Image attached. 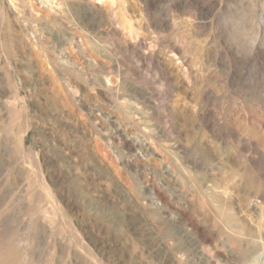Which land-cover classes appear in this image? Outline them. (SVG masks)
Wrapping results in <instances>:
<instances>
[{
	"label": "rangeland",
	"instance_id": "374dc122",
	"mask_svg": "<svg viewBox=\"0 0 264 264\" xmlns=\"http://www.w3.org/2000/svg\"><path fill=\"white\" fill-rule=\"evenodd\" d=\"M8 1H10V0H8ZM114 1L111 2L109 0H106V1H103L101 3L98 1H94L96 5H99V7L100 6L102 7L101 8L102 17H99V15H95V17H90L88 15H85L84 10L82 8H80V5L83 4L85 2V0H74V1L73 0H68V1L66 0L65 2H64V0H48V1L47 0H11L10 2H12V5L15 7V9L17 11V14H14V15L10 14L7 10L8 5H9V4L7 5L8 2H6V4H4V6H7V7L0 5V11L2 10V12L4 14L2 17L0 14V51L2 50V47H4V48L7 47L6 48L7 56H6V54L3 55V53L0 52V54H1L0 57L2 56L0 58V62L2 61L0 64L1 65L0 76L2 73L5 72V69L7 70V68L3 67V61L6 59V61L8 60V63H10L9 68H8L9 81H12L16 85V87L18 89V93H19L18 104L16 103L17 104L16 105L13 103L14 108L16 107L15 109H16V111L18 110V114L22 115V119H23L22 121L26 120V121H28L27 124H29L27 133L24 135V140H23V144H22L23 145L22 151L24 152V155L27 153H30V152H31L30 153L31 156L33 155L31 157L33 159L32 164L31 165L25 164V168H24L25 170L22 169V175L20 176V178H22V179H19L20 181H18L17 179H15V177L12 173V163L11 162L13 161V156H12L13 155V149H11V145L9 146L8 142L11 139L9 131H11L12 128H13V130L16 129L19 122H17L16 120L11 121V123L5 122L4 123L5 130L4 129L3 130L6 131V129H7L8 131H7V133H3L4 132L3 130H1L3 132H0L1 133L0 144L6 145V146L2 145V147L5 148V149L3 148V150H5V152L0 150V153H1L0 154V219H1V221L5 222V223H10V225L13 223V225L16 224L17 226H19V229L23 233V235L28 234L27 230H28V224L30 223V218L26 215L27 203L23 202L25 200L23 194L26 193V190H28V189H25V186H26V184L28 185L31 183L30 181H32L31 179H33L31 177L35 178V176L38 175V174H36L37 171L34 167L36 165V162H38V164L41 165L42 172L43 173H44V171L46 172L45 174H43L44 177L47 178V176H45V175L49 174L48 176L51 178V180L54 184V186H52L53 184H50L45 179L47 186H49V187L51 186L50 188L53 192L56 203L61 204V205L59 204V207H60L59 211L62 212V213H59L56 210V213L58 212L57 214H61L62 219L58 215L59 218L57 216V219H56L57 223L55 222V225L53 228L57 232H59V230H60V232H62V233L59 232L61 234L60 238L58 235H57V237L55 236V240H54L55 245H56L55 247L52 246V243H54L53 240H50L47 237V235H44L45 233L43 231H41V232L39 231L36 234L37 236L35 235L33 237L34 239H33L32 243L33 242L34 243L32 244V250H33L34 256L36 258H39L38 260L41 262L40 264H47V263L48 264H68V262H69V264H76V262H75L76 259L80 258L81 255L84 253L82 250H80L77 247V245L79 243L78 240H81V239L84 242H86L87 244L90 242L89 240H96V239L100 240L101 242H104L106 247H107L105 250H107L108 255L111 256L112 261L114 260L113 259L114 257H116L117 259L119 258L120 262L124 258H125L124 261H127L128 258H132V260H133L132 262H134V259H135L134 263H139L140 262L139 259H136L135 257L139 258V256L141 255V257H140L141 260L144 259L143 261H145V262L146 261L147 262H152V261L154 262L155 257L152 258L154 255L152 256L150 249L147 248L146 246L149 245V242L151 240L150 239V237H151L150 229L153 228L152 225L159 227L157 225V224H159V222L160 223L166 222L167 224H169L172 227L174 234L178 233L175 236H177L178 238L181 239V242L183 243V245H186V246L188 245L186 247V248H188L187 249L188 253H190L193 256V258H191L192 256L188 255L189 256L188 258H190V260H192L198 264H203V262L205 260L203 259L204 257L202 256L203 254L200 250L201 245L199 246V242L197 243V245H194L197 242L196 240H198L197 237L194 234H192L191 231L184 229L183 225L181 224L182 222L180 220H177V221L173 220L174 217H178V216H176L177 214L176 213H174V214L168 213L167 218H163L160 216L159 212H157L161 208L162 205H161L160 201L158 200V198L154 195V193L149 192L150 190L153 192V190L150 188H154L155 186H157L159 184V186L161 185V187H163V188L165 187L164 189L167 191V193L169 195H172V196L174 194L179 193L178 190L180 188L177 190V188L175 187V179H174V175L172 174V171L169 169L168 170L164 169L165 166L163 165L162 161L160 162V158L165 156V155H163L164 153L160 150V153L162 154V156L158 158L157 155L156 156L152 155L153 154L152 149L149 147L150 146L152 147L153 145L155 147H157L156 144L158 142L160 144H162L164 141V143H165V140L166 141L168 140L167 138H169L171 135L175 134V137H174V135L171 136V138H169L171 140H168L167 143L169 142V144H171V143H173V144L178 143L179 144V142H180V145L182 146V144H184L185 147H184V145H183V147L187 148V149L198 144V143H199L198 145H200L201 147H203V145L207 146L208 144H211V143L214 144L215 143V146L217 145L216 147H218V149L221 148L219 146H223L222 148H224L226 150L228 148H226L225 145H223V144H221V145L217 144L216 142H214V140H212V142H211V139L207 136L208 134L204 131L201 123H199L200 121L197 120L196 117H191L192 119H194V121H192V120H190L191 118H189L187 113H184V107L183 106L185 105L186 102L190 101L189 96H191V98L193 100L191 99L192 102L190 101L188 103L194 104V105H196V107H200L202 105L204 106V101H202L201 99L199 100V98H198L199 87L195 86L193 90L187 89L185 87V85L183 84V80L181 79L179 73L171 67L167 68L166 70L171 73V74L169 73L170 77L168 76L169 81L172 82V80H173L174 82H172V83L170 82L171 84H169L167 82L165 83V80L163 79V76L160 73L161 67H157L155 65L153 66L152 63L150 64V61H149L150 53L149 52H153L154 55H158L157 57H159V55L161 57V55H163V53H165V52L167 53L169 51L170 46L175 42V43H182L183 44V46L185 47V51H186L185 53L188 54L187 56L190 58L196 52L200 53L199 54L200 56H198L199 58L196 62L197 67H196V65H195V67L201 69L198 71H201L200 74H201V76H203V78H205V80L207 79L205 81L206 84L209 85L214 90L216 98H217V100L212 105H209V107L212 110H215L216 114L218 113L217 117L219 120H221L222 124L223 123H229L231 126L236 127V125H237L236 122L239 121L238 115H239L240 108H238V107H239L240 103H239V100L237 101V98L235 95H232V97H233L232 98L231 95L229 94V92L227 93V90L222 86V84H223L222 81L224 80V77H225L224 72L227 69L226 67L227 66L229 67L230 65H232L233 57H241V58L246 57V56L248 57L247 52H245V51H246V49H250L252 47V41H253L254 36L258 37V44L256 45V49H258V48L262 49L263 53H264V45H263L264 44V42H263V40H264V6H263L264 0H246V2H245V0H234V1L232 0L231 4L234 5V6L232 5V11L234 13L230 12L231 15H228L229 13L224 15L226 8H227L226 5H228V2H227L228 0L227 1L226 0H221V1L220 0H216V1L215 0H156V6H155V8H153L150 11L149 14L140 8V3H139L140 1L139 0H114ZM238 1H239V3H238ZM250 1H252V3ZM46 2L49 3V5L47 4L48 6L46 5ZM123 2H124V4H123ZM120 3L122 5H120ZM247 3H249L250 6H248L249 4H247ZM117 4H118V6H116ZM42 5H44V6H42ZM119 5L123 7V10L125 9L127 11L128 14H126V15L131 19L132 25L134 24V30L136 32L135 31L132 32L133 35L130 34L128 36L127 32H125V31L124 32L122 31L123 35L121 34V32H116V31L115 32H105L104 28L107 29V27H108L107 25H110V18L108 17V15L110 13L109 11L113 10V12H111V14H113L112 16H114V12H118V9L120 8ZM175 6L180 7V10H182V11H180L182 21L179 24L176 22L177 24H176L175 28H173V29L165 28V26L154 28V26L151 25L152 21H150V20H151L152 15L154 16V18L155 17L156 18L157 17H160V18L163 17V18L169 19L172 15L179 14L180 12L178 13L176 11L177 8ZM46 7L49 8V11ZM56 7H57V9H56ZM110 7L113 9L110 10ZM224 7H225V9H224ZM238 7L240 8V10H238L239 9ZM116 8H117V11H116ZM197 8H198V10H197ZM233 8H235V9H233ZM3 9L6 10V12ZM19 9H21V10H19ZM50 9H51V11H50ZM108 9H109V11H108ZM141 10H143L144 12L143 11L141 12ZM20 11H22V12H20ZM52 11L54 13L51 14ZM126 11H125V13H126ZM57 12L59 14H57ZM104 12H105V14H104ZM196 13H199V14L196 15ZM20 14H21V16H20ZM53 14L54 15L57 14V15H55L56 18L54 17ZM60 14H61L62 18L60 16ZM64 14H65V16H64ZM17 15H19V17ZM50 15H51V17H50ZM104 15H106L105 18H104ZM14 16H15V18H14ZM16 16H17V18H16ZM6 17L9 20H7ZM146 17H148V18H146ZM223 18H224V20H223ZM226 19H228V22ZM247 19H250V20H247ZM104 20L107 22L105 23ZM225 20H226V23H224ZM192 21L194 24L192 23ZM5 22H7L8 24ZM99 24H100V26H98ZM227 24H228V26H226ZM178 25H179V27H178ZM2 26L4 28L7 27L8 30H6V28L2 29L3 28ZM114 26H115V29L116 28L118 30L121 29L117 23L114 24ZM100 29L104 30V31H101ZM226 32H227V34H226ZM107 33H109V36ZM222 33L226 34L228 39H230L231 36H232V38L234 37L233 41L235 40L234 42L236 43L238 48L232 47V49H231L228 45H226L223 42V40L225 41V39H227V38H225V39L223 38L221 40V39H218L216 37L217 35L220 36ZM132 37H133V39H131ZM212 37H213V39H212ZM223 37H224V35H223ZM3 38H6V39H3ZM147 38H149V40ZM205 38L209 42L212 41V42H210V45L208 44L209 46L207 45V43H209V42L206 41ZM214 38L216 40H214ZM261 38H263V39H261ZM259 39H260V41H259ZM17 40H19L20 42ZM175 40L178 42H176ZM261 40H262V43H261ZM149 43H151V44H149ZM187 43H189V44H187ZM205 43H206V45H203ZM21 44H23V45H21ZM249 44H251V45H249ZM261 44L263 47L261 46ZM128 45H130V46H128ZM150 45H152L151 48L149 47ZM188 45H189V47L187 49L186 47ZM104 46L106 47L105 49L103 48ZM154 46L156 49L154 48ZM203 46H206V47H203ZM211 46H212V48H211ZM127 47H130V48L132 47L133 49L135 48L134 49L135 56L133 57L135 59L131 58L130 52L126 51ZM115 48H117V49H115ZM148 48H150L151 50ZM161 48H162V50H161ZM193 48H196L195 53L193 52L194 51ZM197 48H198V50H197ZM98 49L99 50L104 49V50H106V52H109L110 58L112 57L111 61H113L115 58L119 59V60H126L125 62H128L127 64H129L131 66L133 65V67H135L141 73V75H139V78L133 77L132 79H134V80L131 81V78L126 77V75L124 74L123 70L125 69V67L123 65H120L122 67V69L120 67L121 70L119 73H121V72L122 73L119 76L115 75L117 73L116 68H114L115 69L114 72H113V68H111L110 72L112 74H110L111 76L109 77V83L108 84L110 85L112 82L111 85L113 86V88L115 86V85H113V83L116 84V86L120 85V86H117V88H114V90L118 89V87H121L120 89H122V90H119V89L116 90L117 92L113 91L114 93H112V94H115L116 97H115V95H112V94H110L109 96L108 95L104 96L105 94H104V91H102V89L104 88V85L106 83L103 79L98 78L99 80L98 79L97 80H91L88 77L89 73H93L95 75H97V73H99L98 71L97 72L89 71V70H87V67H86L89 60L102 59V57L98 58V56H99ZM188 50H191V51H189V53H188ZM209 50H211V51H209ZM212 50H214L213 52H215L217 54H215V53L213 54ZM20 51H22V52L20 53ZM92 53H93V56H92ZM114 53H115V56L112 55ZM96 54H98V56ZM125 54H126V56H125ZM189 54H191V56ZM205 54H206V56L209 54L207 57L209 59H211L210 60L211 62L208 60L206 61ZM12 55H14V56L17 55V56H15V58H13L14 56H12ZM201 55L204 58H202ZM213 55H215L216 57L218 56L217 57L218 59ZM127 56H128V58H125ZM193 57L195 58V56H193ZM201 58H202V61H201ZM212 59H214V61L216 60V62L219 63V66H217L219 68H216V70H214V66H211L214 64V61H212ZM198 61H201L202 63L201 62L199 63ZM261 61L263 63L262 62L260 63V61H259L260 64L253 63V62L251 63V61H250L249 62L250 64L248 63L250 65V67L248 66V64H246V65H244V67L240 66L237 69L238 72L236 70L238 77L241 76L240 79L243 80V82L245 81L244 83L246 84L248 91H249L248 92L249 96H247V101H248L247 112L250 115L248 114V116L250 117V119L254 120V122L255 121L257 122V123L255 122V124L253 123L254 125L251 124L252 129H253V127L254 128L256 127V129H258L257 127H259V125H260L259 122L264 123V120H263L264 119V117H263L264 113L261 112V110H262L261 106L264 105V93L262 90V88H263L262 85L264 84V80H263L264 79V77H263V75H264V65H263L264 60H261ZM221 62H224V64ZM60 64H61V66H60ZM118 64H120V63H118ZM222 64L223 65L226 64L225 65L226 67L224 68V66H222ZM228 64H230V65H228ZM252 64H254V65H252ZM16 66H18V67H16ZM55 66H56V68H55ZM63 66L64 67H72L74 69L76 68V70H79L82 72H87V73H85L86 79L84 81H81V82L70 81L63 74V71H62ZM205 66H207V67L205 68ZM59 67H61V68H59ZM155 67H157V68H155ZM211 67H213V68H211ZM220 67H221V69H220ZM210 68H211V70H210ZM254 68H256V71ZM221 70H223V71H221ZM153 71H155V72H153ZM210 71L214 72L213 75L217 79L213 78L214 76H212V77L207 76V74ZM254 71H255V73H254ZM202 72H204V73H202ZM203 74H205V75H203ZM99 75L100 74H98L97 76H99ZM258 75H259V77H258ZM260 75H261V77H260ZM205 76H207V77H205ZM255 76L257 77L256 78L257 80L255 79ZM258 78H260L259 81H258ZM110 79H111V81H110ZM255 80L257 82H260V83L262 82L261 87L259 85L260 83L258 85H256L257 82ZM261 80H263V81H261ZM133 81L134 82L135 81L136 82L137 81L138 82H140V81L144 82L145 81V82L143 85L142 84L140 85V83H142V82H140L139 84L137 82V85H135L136 82L134 83ZM246 81H249L250 83L246 82ZM219 82L222 84H220ZM252 82H253V84H252ZM130 83L132 85L134 83L133 86H135V87L137 86L138 89L137 88H135L136 90L130 89L129 88ZM254 83H255V85H254ZM92 84H94V85H92ZM99 84L103 88L98 87ZM248 84H249V86H248ZM122 85L123 86L125 85L126 88L129 89L128 92H127V89L124 88ZM251 85L254 86V88ZM139 86L142 88H140ZM143 86H144V88H143ZM258 86L260 87V89H258L259 88ZM172 87L175 89L172 90ZM251 88H253V89H251ZM140 89H142V90L144 89V91H139ZM167 89H168V91H167ZM169 89H170V91H169ZM196 89L198 91H196ZM147 90H148V92H150V93H148V95L146 94ZM250 90H251V92H250ZM256 90L257 91L260 90V91L257 92ZM101 91L103 93H101ZM92 93H94V94H92ZM120 93H122V94H120ZM258 93H260V95H262V94L263 95L260 96ZM174 94H176V95H174ZM191 94L194 96L196 94V96L192 97ZM100 95L103 97H101ZM138 95L142 98H139ZM234 96H235V98H234ZM251 96H252V98H251ZM105 97H106V99H105ZM143 97L147 98L146 100H148V99L149 100L146 101V100H144L145 98L143 99ZM100 98H102V99H100ZM186 98L189 100H187ZM256 98H258V99H256ZM20 99H22V100H20ZM141 99H143L144 102ZM253 99L255 101H252ZM110 100L112 101V103ZM173 100H174V102H173ZM256 100H258V102ZM262 100H263V102H262ZM158 101H160V102H158ZM259 101L263 104H261ZM255 102H256L257 106H256ZM143 103H145L146 105L145 104L141 105ZM252 103H254L255 105L254 104L252 105ZM123 105L127 106L128 108L134 107L135 109H137L136 113H133L134 115H136L133 118L134 121L136 123L138 122V124H136L138 126L132 127L135 129H132L130 127L131 125L127 124V122L124 121L122 119V117L119 115L120 114L119 110L121 108L120 106L123 107ZM138 106L141 108H139ZM211 106L212 107L214 106V107L212 108ZM252 106L254 108H252ZM118 107H120V108L118 109ZM136 107H138L139 109ZM258 107L260 108V112H259ZM153 108H154V110L155 109H157V110L152 111ZM160 108L161 109L164 108L163 109L164 112ZM140 109H141V111H140ZM148 109H150V111ZM252 109H256L258 111H256V110L253 111ZM129 110H131V109H129ZM131 111H133V110H131ZM144 111H147V112L144 113ZM142 113H144V114H142ZM257 113L258 114L261 113V114L258 115ZM133 114H132V117H133ZM162 114H164V115H162ZM165 114L167 116H165ZM252 115L253 116L255 115L256 117L254 116L255 118L253 119ZM251 116H252V118H251ZM180 117H181V119H180ZM182 117H184L185 119ZM25 118H27V119H25ZM142 119H145L146 121L142 120ZM259 119H260V121H259ZM121 120H123V121H121ZM54 121H55V123L57 122V124H55ZM164 121L165 122L170 121V122L164 123ZM144 122H146V124ZM40 123L42 126L40 125ZM65 123L68 124L69 126L67 127V125H65ZM141 123H143V124H141ZM231 123H234V124H231ZM258 123H259V125H258ZM139 124L142 125L143 128ZM160 124H161V126H163V125H165L166 127L168 126V128L170 126L172 127V128L170 127L171 128V134L169 135V137L166 135V133H163V131H162L163 127L160 128V126H159ZM44 125L46 126V128ZM70 125H71V127H70ZM125 125L126 126L129 125V126H127L128 129H126L127 127H125ZM146 125H147V127H151L153 129L147 128ZM148 125H150V126H148ZM47 126H48V128H47ZM49 127L53 131L50 130ZM60 127H63V128L60 129ZM124 127L126 129V132H125V130L123 131ZM190 127H191V129H190ZM57 128H59V129H57ZM129 128L131 130H129ZM170 128H169V131H170ZM42 129H48V131H47L48 136H45V133L44 134L42 133V131H41ZM55 129H57V130H55ZM135 130L138 131L139 133H137ZM143 130H144V132H143ZM158 130H160V132ZM114 131H116L117 134ZM130 131L132 134L133 133L134 134L132 135L130 133ZM145 132H147V133H145ZM149 132L150 133L152 132V133L150 134ZM203 132H204V134H203ZM51 133H53V134H51ZM128 133L130 135H128ZM153 133L156 134V136L153 135ZM176 133H178L180 135V137H177ZM2 134H5V135L8 134V137H7V135L6 136L4 135V137H5L4 138ZM137 134L141 135L144 138L139 137V135L137 136ZM11 135H12V133H11ZM157 135H158V137H157ZM164 135H166L165 137H167V138L163 137ZM86 136H87V138H86ZM119 136L121 138L123 136L122 140H121V138H119ZM134 136H135V138L136 137L137 138L135 139ZM125 137H126V139L130 138V142H133V143L135 142L134 143L135 147L133 146L132 149H130V152L127 148L125 149V146L123 145V143H124L123 141L126 140ZM139 138L141 140H139ZM164 138H165V140H164ZM175 139H177V140H175ZM251 139L253 140L256 138L253 137ZM43 140H44V142L45 141L46 142L43 143ZM157 140H159V141L157 142ZM256 141L257 140H255V142ZM4 142H7V143H4ZM40 142H42V143H40ZM100 142H102V143H100ZM139 142H141V143H139ZM137 143H138V146H137ZM43 144H46L49 148L46 146L45 149H42L41 146ZM64 145L73 146L71 154L64 155L61 153L62 147ZM155 147H152V148H155ZM133 148L137 149V150H134ZM149 150H151V151H149ZM34 153H35V155H34ZM180 153L182 154V152H180ZM181 154L179 156H181ZM182 156H183V154H182ZM156 158H157V160H156ZM34 159H36L37 161H34ZM49 159H51L49 162V165L51 167L49 165L44 166L43 162H46ZM150 159L151 160L154 159V160L151 161ZM182 159L185 160L184 156L182 157ZM185 161H183V163H181V165H183L182 168L184 167L186 172L188 170L190 173H192L193 171L194 172L197 171L198 168H193L192 165L189 164L190 161H186V162ZM126 163L128 165H126ZM160 163H162V164H160ZM30 166L33 169H30V172H29L30 174H28L27 171H29V168H31ZM45 167H47V168H45ZM155 167H156V169H154ZM159 167L160 168L163 167V168L160 169ZM5 168H7V169H5ZM9 168H10V170H9ZM26 168H27V171H26ZM131 168H133V169L131 170ZM157 169H158V171H156ZM23 170H24V172H23ZM159 170H162V171H159ZM191 170H193V171H191ZM199 170L200 169H198L197 173L188 174L189 173L188 172L187 174L193 178L196 176L200 177V175L203 176L202 171L200 170L201 172H199ZM32 171L35 172L36 175ZM24 173H25V175H24ZM167 173H168V175L170 174L169 177H171V178H168ZM9 174H10L11 178L9 177ZM162 174H163V176H162ZM193 174H196V176ZM6 175H8V176H6ZM28 176H30V177H28ZM153 176H155V177H153ZM8 177L10 178V180L8 179ZM5 178L8 179V180L6 179V181H7V182L5 181L6 183L4 182ZM150 179L152 181L153 180L154 181L152 182ZM147 180H148V182H147ZM13 182H16V184ZM21 182H22V184H21ZM107 182H108V184H107ZM160 182H161V184H160ZM171 182L172 183L174 182V183L172 184ZM148 183L149 184L151 183V184L148 185ZM111 184H112V186H111ZM127 185H129V186H127ZM4 186H6V187H4ZM9 186H10V188H9ZM16 186H18L19 189ZM3 188H5V190ZM26 188H27V186H26ZM124 188L127 189L126 192L128 190H130V194H132L133 197L129 194V192H127V194H128L127 196H125V194L120 192V191L125 190ZM1 189H2V191H1ZM12 189H13V192L12 191L10 192V190H12ZM15 189L20 190L19 192H17L18 194H16L17 190H15ZM30 189L33 190V188H30ZM105 189H107V190H105ZM32 190H30V191H32ZM39 190L40 189L38 187L34 188V190H33L35 193H37L36 194L37 196L41 194ZM5 191H7V192H5ZM21 191H23L24 193ZM38 191H39V193H38ZM138 191H139V193L137 195L136 192H138ZM144 191H145V193H144ZM57 192L59 194H57ZM19 193H21V194L23 193L22 196H21V194L19 195ZM55 194H57V195H55ZM151 194H152V196H151ZM148 195H149V197H148ZM62 198L66 199V201H64V199H62ZM21 202H22V204H21ZM68 202H70V203H68ZM65 203H66V205H65ZM158 206H159V208H158ZM129 207L131 209H136V211L135 212L131 211V209H129ZM205 210H207V211H205L206 214L204 212V216H205L204 220L207 218L205 220V223H207L209 228L213 230V224H212L213 221L211 222L212 215H210V214H212V212H211V210H209L207 208ZM207 212H208V214H207ZM38 214H39V216H41V214L44 215L41 211ZM131 215H133V217ZM206 215L207 216L209 215V216L207 217ZM65 219H66V221H65ZM156 219L158 222L155 221ZM69 220H71L70 223L68 222ZM208 220H209V222H208ZM68 223L70 224V227H69ZM66 224H68V225H66ZM73 227L76 229L77 233L79 234L77 236L78 239L76 236H74L77 234H74V232L72 230ZM70 230L72 232H70ZM182 231H184L188 235ZM189 232H191V233H189ZM41 233H43V234H41ZM180 234L182 235L184 241L182 240V237H180L181 236ZM178 235H180V236H178ZM186 235H187V237H189V236L190 237L187 238V237H185ZM74 237H76L75 239H77V241L74 239ZM63 238H65V239H63ZM184 238H186V239H184ZM59 241H62V243ZM71 241H75L74 242L75 244L71 243ZM190 241H191V243H190ZM192 242H194V243H192ZM119 244H121V245L118 246ZM89 245H91V244H89ZM194 246H197V247H194ZM79 250L82 252H80ZM123 250H124V252H126V253L128 252V253L127 254L124 253ZM116 251H117V253H116ZM118 253H120V254H118ZM115 254H116V256H115ZM119 255H121L120 256L121 258L119 257ZM122 255H125V256L123 257ZM48 259L50 262H47ZM119 260H116V261H119ZM137 260H138V262H137ZM156 262L161 263V260L156 261ZM111 264H115V261H113ZM143 264H145V263H143Z\"/></svg>",
	"mask_w": 264,
	"mask_h": 264
},
{
	"label": "bare ground",
	"instance_id": "6f19581e",
	"mask_svg": "<svg viewBox=\"0 0 264 264\" xmlns=\"http://www.w3.org/2000/svg\"><path fill=\"white\" fill-rule=\"evenodd\" d=\"M11 1V0H10ZM10 1H6V0H0V5L4 6V4L7 3L8 5V12L10 14H17V11L15 9V7L12 5V2ZM48 1V0H47ZM66 0H64L65 2ZM68 1V0H67ZM74 1V0H73ZM94 1H98V2H103L106 0H85V2L83 4H79L80 8H82L84 10V14L88 15L90 17H95V15H99V17H102V11H101V6L99 7V5H96ZM111 2H113L114 0H109ZM140 2V8L143 9L145 12H147L148 14L150 13V11L155 8L156 6V0H139ZM216 1V0H215ZM221 1V0H220ZM227 1V0H226ZM234 1V0H233ZM81 2V1H80ZM115 2V1H114ZM228 5L226 8V11L224 13L231 15L230 12L232 11V0H228ZM244 2V1H243ZM246 2V0H245ZM252 3V1H250ZM43 3V2H42ZM62 3V2H61ZM116 3V2H115ZM186 3V2H185ZM239 3V1H238ZM14 4V3H13ZM44 4V3H43ZM49 5V3L46 2V5ZM124 4V2H123ZM249 4V3H247ZM246 4V5H247ZM47 5V6H48ZM83 5V6H82ZM120 5H122L120 3ZM119 5V6H120ZM16 6V5H15ZM44 6V5H42ZM118 6V4L116 5ZM172 6V5H171ZM202 6V5H201ZM224 6V5H223ZM234 6V5H233ZM238 6V5H237ZM236 6V7H237ZM250 6V4L248 5ZM262 6V5H261ZM264 6V5H263ZM7 7V6H4ZM176 7V6H175ZM252 7V6H251ZM45 8V7H44ZM47 8V7H46ZM119 8V7H118ZM127 8V7H126ZM176 11L179 13L180 11V7H176ZM239 8V7H238ZM18 9V8H17ZM49 11V8H47ZM57 9V7H56ZM55 9V10H56ZM113 9L110 7V10ZM225 9V7H224ZM235 9V8H233ZM4 10V9H3ZM21 10V9H19ZM25 10V9H24ZM54 10V9H53ZM61 10V9H60ZM80 10V9H79ZM82 10V11H83ZM141 10V12L143 11ZM175 10V9H174ZM198 10V8H197ZM240 10V8L238 9ZM237 10V11H238ZM6 12V10H4ZM51 11V9H50ZM109 11V9H108ZM107 11V12H108ZM117 11V8H116ZM125 9L123 10V7L120 6V8L118 9V12H114V16H112L113 14H111L112 11H109V15L108 17L110 18V25H107V29H105V32H121V34L123 35L122 31L127 32L128 36L130 34H132V32H134V24L132 25L131 19L126 15L128 14L127 11L125 13ZM143 11V12H144ZM22 12V11H20ZM24 12V11H23ZM79 12V11H78ZM184 12V11H183ZM50 13V12H49ZM54 13L53 11L51 12V14ZM62 13V12H61ZM174 13V12H173ZM172 13V14H173ZM186 13V12H185ZM234 13V12H233ZM1 17L4 15L2 10L0 11ZM24 14V13H23ZM57 14H59L57 12ZM55 14V15H57ZM105 14V12H104ZM175 14V13H174ZM183 14V13H182ZM199 13H196V15ZM208 14V13H207ZM220 14V13H219ZM54 15V14H53ZM54 15V17H55ZM131 15V14H130ZM187 15V14H186ZM195 15V14H194ZM193 15V16H194ZM195 15V16H196ZM223 15V14H222ZM227 15V16H228ZM19 17V15H17ZM16 16V18H17ZM21 16V14H20ZM61 16V14H60ZM65 16V14H64ZM63 16V17H64ZM133 16V15H132ZM51 17V15H50ZM87 17V16H86ZM106 17V15H104V18ZM190 17V16H189ZM197 17V16H196ZM230 17V16H229ZM7 18V17H6ZM15 18V16H14ZM56 18V17H55ZM62 18V16H61ZM88 18V17H87ZM148 18V17H146ZM163 18V17H162ZM160 18V17H155L152 15L151 16V20L152 24L155 27H162L165 26V28H175L176 24L181 23L182 18H181V12L179 14L176 15H172L169 19L166 18ZM194 18V17H193ZM218 18V17H217ZM19 19V18H18ZM67 19V18H66ZM189 19V18H188ZM6 20V19H5ZM7 20H9L7 18ZM94 20V19H93ZM96 20V19H95ZM197 20V19H196ZM224 20V18H223ZM228 22V19H226ZM226 20L224 23H226ZM250 20V19H247ZM57 21V20H56ZM105 21V20H104ZM133 21V20H132ZM148 21V20H147ZM175 21V22H174ZM189 21V20H188ZM107 21H105L106 23ZM149 22V21H148ZM177 22V23H176ZM7 23V22H5ZM104 23V24H105ZM118 24L119 27L121 29H115L114 24ZM193 23V21H192ZM250 23V22H249ZM248 23V24H249ZM8 24V23H7ZM88 24V23H87ZM103 24V25H104ZM191 24V23H190ZM194 24V23H193ZM95 25V24H94ZM183 25V24H182ZM181 25V26H182ZM7 26V25H6ZM100 26V24L98 25ZM114 26V27H113ZM228 26V24L226 25ZM3 27V26H2ZM11 27V26H10ZM95 27V26H94ZM179 27V25H178ZM177 27V28H178ZM6 30L7 27H5ZM4 27L2 29H5ZM101 28V27H100ZM187 28V27H186ZM226 28V27H225ZM136 29V28H135ZM138 29V28H137ZM146 29V28H145ZM223 29V28H222ZM101 30V29H100ZM10 31V30H9ZM104 31V30H101ZM138 31V30H137ZM140 31V30H139ZM147 31V30H146ZM152 31V30H151ZM172 31V30H171ZM176 31V30H175ZM223 31V30H222ZM104 32V33H105ZM136 32V31H135ZM224 33V32H223ZM219 34L220 36H216L218 39H225V41L223 40V42L228 45L231 49L232 47H237L236 43L233 41V38L231 36L230 39H228L227 37V32L226 34ZM7 34V33H6ZM106 34V33H105ZM109 36V33H107ZM119 34V33H118ZM188 34V33H187ZM213 34V33H212ZM3 35V34H2ZM121 35V36H122ZM133 35V34H132ZM131 35V36H132ZM194 35V34H193ZM224 35V37H223ZM9 36V35H8ZM186 36V35H185ZM195 36V35H194ZM205 36V35H204ZM207 36V35H206ZM2 37V36H1ZM215 37V36H214ZM188 38V37H187ZM186 38V39H187ZM198 38V37H197ZM211 38V37H210ZM6 39V38H3ZM133 39V37L131 38ZM130 39V40H131ZM149 40V38H147ZM152 39V38H151ZM208 39V38H207ZM213 39V37H212ZM263 39V38H261ZM153 40V39H152ZM206 40V38H205ZM214 40H216L214 38ZM19 41V40H17ZM26 41V40H25ZM151 41V40H150ZM176 41V40H175ZM199 41V40H198ZM197 41V42H198ZM208 41V40H206ZM220 41V40H219ZM260 41V39H259ZM20 42V41H19ZM178 42V41H176ZM194 42V41H193ZM204 42V41H203ZM209 42V41H208ZM212 42V41H210ZM210 42L207 43V45H210ZM251 42V41H250ZM264 42V40H263ZM2 43V42H1ZM7 43V42H6ZM12 43V42H11ZM171 43V42H170ZM175 43V42H174ZM172 44L169 48V51L166 53H163V55H159V57H157L158 55H154L153 52H149L150 53V64L152 63L153 66H157V67H161L160 73L163 76V79L165 80V83H169L171 84L172 82H174L172 80L169 81V73L166 69L167 68H173L175 69L181 79L183 80V84L185 85V87L187 89L193 90L194 87L198 86L199 87V91L196 89V91H198V98L199 100L201 99L202 101H204V106H200V107H196V105L194 104H190L188 102L191 101V96H189L190 101L186 102L184 107V113H187V115L189 116V118L191 117H196L197 120H199L198 122L201 123L204 131L208 134L207 136L212 140H214V142H216L217 144H223L225 145L226 148H228L227 150L222 148L223 146H219L221 148L218 149V147L215 146V143H211L208 144L207 146L203 145V147H201L200 145L196 144L190 148H184L185 145L182 144V146L179 144L175 143H171L169 144V142L167 143L168 140H171L169 138H171V136L175 134L171 135L169 137V135L171 134V128L169 131L168 126L166 127L165 125L161 126V124L159 125L160 128L163 127L162 131L163 133H166V135L169 137H165L166 135H164L163 137L167 138L168 140L166 141L165 138V143L163 141L162 144H160L157 140V147H155L154 145L152 147L151 146L149 148L152 149V155H157L158 158L162 156V154L160 153V150L164 153L163 155H165L164 157L160 158V162L162 161L163 165L165 166L164 169H169L172 171V174L174 175V179H175V187L177 188V190L179 191V193L172 195H169L167 193V191L161 187V185L159 186V184L157 186H155L154 188H150L153 190V192L150 190H148L151 193H154V195L158 198V200L161 203V208L157 211L159 212L160 216L163 218H167V214L168 213H176L178 217H174L173 220L177 221L180 220L183 225L184 229H187L189 231L192 232V234H194L198 240H196L197 242L194 245H197V243L199 242V246L201 245V252H202V256L204 257L203 259L205 260L203 262V264H264V123H258L259 127H257L258 129H256V127L252 129V125L255 124L254 120L250 119V117L248 116V108H247V96H249V91L248 88L246 86V84L243 82V80L240 79V77H238V74L236 73V70L240 67L248 64L250 61L251 63H258L260 64L262 61L264 60V53L262 49H256V45L258 44V37L254 36L253 41H252V47L250 49H246L245 52H247L248 57H233V62L232 65H230L229 67L223 65L224 68L226 67L227 69L224 72V80L222 81V86L227 90V93L229 92V94L231 95H235L237 98V101L239 100V107L240 111H239V121L236 122L237 125L235 126H231L229 123H221V120L218 119V113L216 114L215 110H212L209 105H212L216 100V95L214 90L206 84V80L205 78H203V76H201L200 72L198 70H201L199 68H196V62L198 60V56H200L198 52L195 53L196 48L194 49V55L195 58L192 56L191 58L188 57L185 52V47L183 46L182 43H175ZM203 44V45H206ZM262 43V40H261ZM17 44V43H16ZM30 44V43H29ZM130 44V43H129ZM151 44V43H149ZM189 44V43H187ZM191 44V43H190ZM201 44V43H200ZM23 45V44H21ZM142 45V44H141ZM140 45V46H141ZM202 45V44H201ZM208 45V46H209ZM225 45V46H226ZM239 45V44H238ZM251 45V44H249ZM264 45V44H263ZM19 46V45H18ZM130 46V45H128ZM133 46V45H132ZM145 46V45H144ZM199 46V45H198ZM207 46V47H208ZM213 46V45H212ZM211 46V48H212ZM262 46V44H261ZM260 46V47H261ZM22 47V46H21ZM142 47V46H141ZM150 48L152 47V45L149 46ZM189 45L186 47L188 49ZM191 47V46H190ZM197 47V46H196ZM200 47V46H199ZM198 47V48H199ZM206 47V46H203ZM263 47V46H262ZM7 48V47H6ZM6 48L2 47V50L0 52L4 54H6L7 56V50ZM9 48V47H8ZM102 48V47H101ZM104 49L106 48L105 46L103 47ZM148 48V49H150ZM155 48V46H154ZM197 48V50H198ZM210 48V47H209ZM229 48V49H230ZM244 48V47H243ZM88 49V48H87ZM104 49H98L99 52V56L98 54H96L99 57H102V59H94V60H89L88 64H87V70L89 71H95V72H99L97 73L100 74L99 76L93 74V73H89V79L91 80H97L99 79H103L105 81V85L104 88L100 86V84L98 85V87L103 88L102 91H104V96L106 95H110L112 93H114L113 91L116 90H122L120 89L121 87L120 85H117L113 83L114 88L111 84L109 85V77L111 76L110 74H112L110 72V69L113 68V72H114V68H116L117 73L115 74L116 76H119L121 73L120 70L122 69V67L120 65H123L125 67L124 74L126 75V77L131 78V81L134 80L132 79L133 77H137L139 78V75H141V73L135 68L133 67V65H129L127 64L128 62H125L126 60H119V59H114L113 61H111L109 52H106V50ZM111 49V48H110ZM117 49V48H115ZM135 49V48H134ZM134 49L131 47H127L126 51L130 52V56L131 58H133L135 56V51ZM156 49V48H155ZM200 49V48H199ZM206 49V48H205ZM214 49V48H213ZM120 50V49H119ZM137 50V49H136ZM151 50V49H150ZM162 50V48H161ZM165 50V49H164ZM201 50V49H200ZM215 50V49H214ZM212 50V52L214 51ZM248 50V51H247ZM87 51V50H86ZM116 51V50H115ZM123 51V50H122ZM125 51V50H124ZM191 50H188V53ZM208 51V50H207ZM211 51V50H209ZM19 52V51H18ZM22 51H20L21 53ZM126 52V53H127ZM162 52V51H161ZM164 52V51H163ZM111 53V52H110ZM121 53V52H120ZM119 53V54H120ZM158 53V52H157ZM156 53V54H157ZM215 52H213L214 54ZM14 54V53H13ZM16 54V53H15ZM19 54V53H18ZM82 54V53H81ZM84 54V53H83ZM89 54V53H88ZM217 54V53H215ZM1 55V54H0ZM113 56H115V53L112 54ZM118 55V54H117ZM191 56V54H189ZM209 55V54H208ZM207 55V56H208ZM211 55V54H210ZM14 56V55H12ZM17 56V55H15ZM15 56L13 58H15ZM93 56V53H92ZM121 56V55H120ZM126 56V54H125ZM129 56V55H128ZM125 57V58H128ZM205 54V59L206 61H210L211 59H209ZM215 56V55H213ZM2 57V56H1ZM0 57V58H1ZM91 57V56H90ZM144 57V56H143ZM202 57V55H201ZM216 57V56H215ZM218 57V56H217ZM216 57V58H217ZM5 58V57H4ZM95 58V57H94ZM114 58V57H113ZM130 58V57H129ZM130 58V59H131ZM204 58V57H202ZM201 58V61H202ZM121 59V58H120ZM135 59V58H133ZM132 59V60H133ZM218 59V58H217ZM201 61H198L199 63ZM212 61H214V59H212ZM260 61V63H259ZM2 62V61H1ZM0 62V64H1ZM15 62V61H14ZM132 62V61H131ZM211 62V61H210ZM85 63V62H84ZM120 63V64H118ZM202 63V62H201ZM263 63V62H262ZM9 64L8 60L6 61V59L3 61V67L7 68V70L5 69V72L1 74L0 76V132H3L5 130V126L4 123L6 122H10L16 120L18 123V126L16 129L13 130L12 128V132L9 131L10 134V141L8 142L9 146L11 145V149H13V161L12 163V173L15 177V179H17L18 181H20L19 179L20 176L22 175V169L25 168V164L27 165H31L32 164V156H31V152L27 153L24 155V152L22 151V144H23V140H24V135L27 133L28 130V125L27 122L28 121H22V115L18 114V110L16 111V107L14 108V104H18V97H19V93H18V89L16 87V85L12 82L9 81V76H8V68H9ZM57 64V63H56ZM67 64V63H66ZM131 64V63H130ZM204 64V63H203ZM250 64V63H249ZM248 64V66L250 67V65ZM83 65V64H82ZM148 65V64H147ZM196 65V67H195ZM208 65V64H207ZM254 65V64H252ZM264 65V64H263ZM61 66V64H60ZM77 66V65H76ZM81 66V65H80ZM135 66V65H134ZM214 66V70H216V68H219L217 66H219V63L216 62V60L214 61V64L211 65ZM221 66V67H222ZM261 66V65H260ZM2 67V68H3ZM18 67V66H16ZM58 67V66H57ZM74 67V66H73ZM121 67V69H120ZM155 67V68H157ZM200 67V66H199ZM207 66H205L206 68ZM209 67V66H208ZM220 67V69H221ZM254 67V66H253ZM256 67V66H255ZM259 67V66H258ZM1 68V65H0ZM56 68V66H55ZM61 68V67H59ZM213 68V67H211ZM210 68V70H211ZM21 69V68H20ZM219 69V70H220ZM256 71V68H254ZM258 69V68H257ZM263 69V68H262ZM59 70V69H58ZM2 71V70H1ZM21 71V70H20ZM63 74L64 76L67 77V79H69L70 81H84L86 79L85 77V73L87 72H82L79 70H76V68H72V67H64L62 68ZM208 71V70H207ZM223 71V70H221ZM254 71V73H255ZM116 72V71H115ZM155 72V71H153ZM238 72V70H237ZM22 73V72H21ZM204 73V72H202ZM213 71H210L207 76L212 77L213 75ZM25 74V73H24ZM171 74V73H170ZM206 74V73H205ZM203 74V75H205ZM123 75V74H122ZM23 76V75H22ZM28 76V75H27ZM169 76V77H168ZM205 76V77H207ZM125 77V78H126ZM142 77V76H141ZM259 77V75H258ZM261 77V75H260ZM264 77V75H263ZM144 78V77H143ZM142 78V79H143ZM213 78H216L215 76ZM257 77L255 76V79ZM27 79V78H26ZM98 79V80H99ZM217 79V78H216ZM215 79V80H216ZM223 79V78H222ZM260 78H258L259 81ZM137 80V79H136ZM139 80V79H138ZM171 80V79H170ZM179 80V79H178ZM257 80V79H256ZM255 80V81H256ZM264 80V79H263ZM261 80V81H263ZM67 81V80H66ZM111 81V79H110ZM254 81V80H253ZM93 82V81H92ZM116 82V81H115ZM134 82V81H133ZM136 82V81H135ZM134 82V83H135ZM138 82V81H137ZM137 82L135 85H137ZM142 82V81H140ZM138 82V84L140 83ZM145 82V81H144ZM144 82L140 83V85L144 84ZM164 82V81H163ZM171 82V83H170ZM249 82V81H246ZM257 82V81H256ZM71 83V82H70ZM90 83V82H89ZM100 83V82H99ZM104 83V82H103ZM132 83V82H131ZM130 83L129 88L134 90L135 88L138 89V87L133 86ZM181 83V82H180ZM250 83V82H249ZM260 82H257L256 85H258ZM262 83V82H261ZM259 84L260 87L262 84ZM97 84V83H96ZM149 84V83H148ZM213 84V83H212ZM253 84V82H252ZM78 85V84H77ZM91 85V84H90ZM94 85V84H92ZM216 85V84H215ZM255 85V83H254ZM103 86V85H102ZM123 86V85H122ZM145 86V85H144ZM143 86V88H144ZM249 86V84H248ZM252 86V85H251ZM263 88V93H264V84L262 85ZM80 87V86H79ZM124 88H126V86H123ZM122 87V88H123ZM140 87V86H139ZM146 87V86H145ZM160 87V86H159ZM169 87V86H168ZM176 87V86H175ZM254 88V86H252ZM259 87V86H258ZM260 87L258 89H260ZM96 88V87H95ZM123 88V89H124ZM142 88V87H140ZM251 88V89H253ZM100 89V88H99ZM127 89V88H126ZM146 89V88H145ZM175 89L172 87V90ZM79 90V89H78ZM101 90V89H100ZM129 89H127L128 92ZM136 90V89H135ZM224 90V89H223ZM101 91V93H103ZM139 91H144V89H140ZM161 91V90H160ZM168 91V89H167ZM170 91V89H169ZM225 91V90H224ZM257 91V90H256ZM260 91V90H259ZM257 91V92H259ZM117 92V91H116ZM119 92V91H118ZM138 92V91H137ZM163 92V91H162ZM174 92V91H173ZM189 92V91H188ZM220 92V91H219ZM251 92V90H250ZM123 93V92H122ZM120 93V94H122ZM136 93V92H135ZM144 93V92H143ZM148 90H147V95H148ZM169 93V92H168ZM193 93V92H192ZM217 93V92H216ZM224 93V92H223ZM94 94V93H92ZM117 94V93H116ZM119 94V93H118ZM141 94V93H140ZM221 94V93H220ZM226 94V93H225ZM260 95V93H258ZM257 94V95H258ZM91 95V94H90ZM102 95V94H101ZM100 95V96H101ZM115 95V94H112ZM124 95V94H123ZM122 95V96H123ZM144 95V94H143ZM146 95V96H147ZM152 95V94H151ZM150 95V96H151ZM176 95V94H174ZM186 95V94H185ZM188 95V94H187ZM192 95V94H191ZM227 95V94H226ZM255 95V94H254ZM263 95V94H262ZM260 95V96H262ZM87 96V95H86ZM107 96V97H108ZM126 96V95H125ZM139 96V95H138ZM194 95H192L193 97ZM196 96V94H195ZM194 96V97H195ZM234 96V98H235ZM253 96V95H252ZM251 96V98H252ZM88 97V96H87ZM103 97V96H101ZM116 97V95H115ZM114 97V98H115ZM121 97V96H120ZM149 97V96H148ZM259 97V96H258ZM112 98V97H111ZM110 98V99H111ZM122 98V97H121ZM125 98V97H124ZM139 98H142L139 96ZM145 97H143L144 99ZM157 98V97H156ZM161 98V97H160ZM168 98V97H167ZM173 98V97H172ZM233 98V97H232ZM260 98V97H259ZM73 99V98H72ZM80 99V98H79ZM102 99V98H100ZM106 99V97H105ZM141 99V100H143ZM147 98H145L144 100H146ZM187 99V98H186ZM187 99V100H189ZM222 99V98H221ZM258 99V98H256ZM263 99V98H262ZM22 100V99H20ZM46 100V99H45ZM48 100V99H47ZM57 100V99H56ZM90 100V99H89ZM92 100V99H91ZM136 100V99H135ZM143 100V102H144ZM149 100V99H148ZM146 100V101H148ZM159 100V99H158ZM180 100V99H179ZM193 100V99H192ZM250 100V99H249ZM111 101V100H110ZM125 101V100H124ZM157 101V100H156ZM251 101V100H250ZM249 101V102H250ZM252 101H255L254 99ZM258 102V100H256ZM261 101V100H260ZM259 101V102H260ZM119 102V101H118ZM139 102V101H138ZM151 102V101H150ZM160 102V101H158ZM174 102V100H173ZM179 102V101H178ZM192 102V101H191ZM194 102V101H193ZM218 102V101H217ZM263 102V100H262ZM14 103V104H13ZM57 103V102H56ZM55 103V104H56ZM77 103V102H76ZM83 103V102H82ZM112 103V101H111ZM121 103V102H120ZM141 103V102H140ZM154 103V102H153ZM176 103V102H175ZM184 103V102H183ZM203 103V102H202ZM261 103V102H260ZM259 103V104H260ZM16 104V105H17ZM58 104V103H57ZM125 104V103H124ZM134 104V103H133ZM145 103L141 104L144 105ZM151 104V103H150ZM149 104V105H150ZM167 104V103H166ZM174 104V103H173ZM250 104V103H249ZM248 104V105H249ZM254 103H252L253 105ZM256 104V102H255ZM254 104V105H255ZM263 104V103H261ZM260 104V105H261ZM15 105V106H16ZM119 105V104H118ZM146 105V104H145ZM148 105V106H149ZM183 105V104H182ZM237 105V104H236ZM57 106V105H56ZM71 106V105H70ZM87 106V105H86ZM257 106V104H256ZM259 106V105H258ZM61 107V106H60ZM121 107V108H120ZM118 107L119 110V115L122 117V119L124 121L127 122V124L131 125L130 127H135L138 126L136 124H138V122L136 123L134 121V117L136 115H134L133 113H136V110L134 107L128 108L127 106H120ZM139 107V106H138ZM136 107V108H138ZM144 107V106H143ZM166 107V106H165ZM171 107V106H170ZM212 107V106H211ZM214 107V106H213ZM212 107V108H213ZM36 108V107H35ZM55 108V107H54ZM84 108V107H83ZM116 108V107H115ZM141 108V107H139ZM138 108V109H139ZM252 108H254L252 106ZM259 108V107H258ZM262 110L261 112L264 113V105L261 106ZM70 109V108H69ZM133 111H131V110ZM161 109V108H160ZM164 109V108H163ZM161 109V110H163ZM183 109V108H182ZM65 110V109H64ZM96 110V109H95ZM147 110V109H146ZM150 111V109H148ZM154 110V108L152 109V111ZM157 110V109H155ZM154 110V111H155ZM172 110V109H171ZM181 110V109H180ZM239 110V109H238ZM253 111L256 109H252ZM76 111V110H75ZM87 111V110H86ZM94 111V110H93ZM141 111V109H140ZM139 111V112H140ZM183 111V110H182ZM258 111V110H256ZM118 112V111H117ZM143 112V111H142ZM147 111H144V113ZM164 112V110H163ZM162 112V113H163ZM252 112V111H251ZM259 112H260V108H259ZM20 113V112H19ZM80 113V112H79ZM142 113V114H144ZM161 113V112H160ZM254 113V112H253ZM47 114V113H46ZM74 114V113H73ZM90 114V113H89ZM133 114V117H132ZM138 114V113H137ZM178 114V113H177ZM256 114V113H255ZM258 114V113H257ZM261 114V113H260ZM258 114V115H260ZM43 115V114H42ZM141 115V114H140ZM146 115V114H145ZM144 115V116H145ZM158 115V114H157ZM164 115V114H162ZM250 115V114H249ZM263 115V114H262ZM261 115V116H262ZM56 116V115H55ZM85 116V115H84ZM92 116V115H91ZM142 116V115H141ZM149 116V115H148ZM165 116H167L165 114ZM178 116V115H177ZM187 116V117H188ZM237 116V117H238ZM253 116V115H252ZM251 116V118H252ZM255 116V115H254ZM253 116V119L256 117ZM97 117V116H96ZM169 117V116H168ZM185 117V116H184ZM182 117V118H184ZM259 117V116H258ZM264 117V115H263ZM61 118V117H60ZM99 118V117H98ZM138 118V117H137ZM140 118V117H139ZM146 118V117H145ZM27 119V118H25ZM64 119V118H63ZM147 119V118H146ZM181 119V117H180ZM185 119V118H184ZM237 119V118H236ZM120 120V119H119ZM121 120V121H123ZM145 120V119H142ZM192 121H194V119H190ZM253 122H252V121ZM256 120V119H255ZM264 120V119H263ZM43 121V120H42ZM57 121V120H56ZM59 121V120H58ZM72 121V120H71ZM111 121V120H110ZM117 121V120H116ZM138 121V120H137ZM146 121V120H145ZM166 121V120H165ZM170 122V121H167ZM173 121V120H172ZM171 121V122H172ZM191 121V122H192ZM260 121V119H259ZM66 122V121H65ZM119 122V121H118ZM149 122V121H148ZM147 122V123H148ZM155 122V121H154ZM157 122V121H156ZM163 122V121H162ZM161 122V123H162ZM225 122V121H224ZM49 123V122H48ZM55 123V121H54ZM53 123V124H54ZM67 123V122H66ZM67 127L69 126L68 124H66ZM84 123V122H83ZM116 123V122H115ZM146 124V122H144ZM150 123V122H149ZM153 123V122H152ZM181 123V122H180ZM235 123V122H234ZM231 123V124H234ZM254 123V124H253ZM257 123V122H256ZM44 124V123H43ZM57 124V122L55 123ZM86 124V123H85ZM92 124V123H91ZM124 124V123H123ZM143 124V123H141ZM151 124V123H150ZM174 124V123H173ZM252 124V125H251ZM41 125V123H40ZM60 125V124H59ZM58 125V126H59ZM63 125V124H62ZM127 125V126H129ZM140 125V124H139ZM167 125V124H166ZM172 125V124H171ZM42 126V125H41ZM45 126V125H44ZM43 126V127H44ZM52 126V125H51ZM55 126V125H54ZM78 126V125H77ZM125 125V127H127ZM142 127V125H140ZM139 126V127H140ZM150 126V125H148ZM153 126V125H152ZM158 126V127H159ZM53 127V126H52ZM64 127V126H63ZM63 127H60L63 128ZM71 127V125H70ZM75 127V126H74ZM73 127V128H74ZM97 127V126H96ZM123 129V131L126 129H128V127L125 129ZM138 127V128H139ZM147 127V125H146ZM184 127V126H183ZM201 127V128H202ZM46 128V126H45ZM48 128V126H47ZM55 128V127H54ZM53 128V129H54ZM112 128V127H111ZM143 128V127H142ZM150 129H153L151 127H147ZM196 128V127H195ZM4 129V130H3ZM38 129V128H37ZM50 129V127H49ZM59 129V128H57ZM55 129V130H57ZM90 129V128H89ZM106 129V128H105ZM119 129V128H118ZM135 129V128H132ZM145 129V128H144ZM188 129V128H187ZM191 129V127H190ZM3 130V131H1ZM52 130V129H50ZM88 130V129H87ZM97 130V129H96ZM120 130V129H119ZM118 130V131H119ZM129 130H131L129 128ZM128 130V131H129ZM137 130V129H136ZM135 130V131H136ZM142 130V129H141ZM155 130V129H154ZM182 130V129H181ZM7 129L6 131H4L3 133H7ZM42 133H45V136H48V129H42L41 130ZM53 131V130H52ZM51 131V132H52ZM63 131V130H62ZM133 131V130H132ZM149 131V130H148ZM160 132V130H158ZM187 131V130H186ZM191 131V130H190ZM116 132V131H114ZM137 133H139L138 131H136ZM142 132V131H141ZM144 132V130H143ZM153 132V131H152ZM151 132V133H152ZM12 133V135H11ZM41 133V132H40ZM54 133V132H53ZM51 133V134H53ZM105 133V132H104ZM131 133V131H130ZM147 133V132H145ZM150 133V132H149ZM150 133V134H151ZM156 133V132H155ZM113 134V133H112ZM117 134V132H116ZM123 134V133H122ZM127 134V133H126ZM132 134V133H131ZM134 134V133H133ZM132 134V135H133ZM177 137H180V135L178 133H176ZM200 134V133H199ZM204 134V132H203ZM3 137L5 134H2ZM8 137V134H6ZM5 135V136H6ZM84 135V134H83ZM105 135V134H104ZM107 135V134H106ZM119 135V134H118ZM128 135H130L128 133ZM131 135V136H132ZM139 134H137L138 136ZM153 135L156 136V134L153 133ZM162 135V134H161ZM188 135V134H187ZM191 135V134H190ZM201 135V134H200ZM1 136V133H0ZM51 136V135H50ZM53 136V135H52ZM68 136V135H67ZM80 136V135H79ZM92 136V135H91ZM109 136V135H108ZM192 136V135H191ZM26 137V136H25ZM127 137V136H126ZM125 137V139H126ZM139 137H142L141 135H139ZM150 137V136H149ZM148 137V138H149ZM158 137V135H157ZM156 137V138H157ZM199 137V136H198ZM255 137L256 139H251ZM5 138V137H4ZM87 138V136H86ZM117 138V137H116ZM119 138H121L119 136ZM123 138V136H122ZM121 138V140H122ZM133 138V137H132ZM135 138V136H134ZM137 138V137H136ZM135 138V139H136ZM147 138V137H146ZM161 138V137H160ZM84 139V138H83ZM82 139V140H83ZM124 139V140H125ZM151 139V138H150ZM180 139V138H179ZM183 139V138H182ZM193 139V138H192ZM205 139V138H204ZM87 140V139H86ZM101 140V139H100ZM113 140V139H112ZM139 140H141L139 138ZM152 140V139H151ZM156 140V139H155ZM161 140V139H160ZM174 140V139H173ZM177 140V139H175ZM185 140V139H184ZM188 140V139H187ZM255 140H257L255 142ZM8 141V140H7ZM42 141V140H41ZM95 141V140H94ZM115 141V140H114ZM132 141V140H131ZM136 141V140H135ZM150 141V140H149ZM148 141V142H149ZM181 141V140H180ZM46 142V141H45ZM43 140V143H45ZM66 142V141H65ZM88 142V141H87ZM108 142V141H107ZM113 142V141H112ZM123 145L125 146V149L127 148L130 152V149H132V147L134 146L133 142H130V138L126 139L125 141H123ZM147 142V143H148ZM190 142V141H189ZM3 143V142H2ZM7 143V142H4ZM42 143V142H40ZM102 143V142H100ZM110 143V142H109ZM141 143V142H139ZM210 143V142H209ZM47 144V143H46ZM46 144H43L41 147L42 149H45V147L47 146ZM49 144V143H48ZM51 144V143H50ZM54 144V143H53ZM56 144V143H55ZM104 144V143H103ZM155 144V143H154ZM2 145L4 144H0V150L4 151L2 147ZM105 145V144H104ZM145 145V144H144ZM184 145V147H183ZM202 145V144H201ZM6 146V145H4ZM8 146V147H9ZM81 146V145H80ZM138 146V143H137ZM147 146V145H146ZM48 147V146H47ZM72 147L71 145H64L62 147L61 153L64 155H69L72 152ZM121 147V146H120ZM135 147V146H134ZM140 147V146H139ZM144 147V146H143ZM49 148V147H48ZM145 148V147H144ZM5 149V148H4ZM9 149V148H8ZM10 149V150H11ZM124 149V148H123ZM134 149V148H133ZM141 149V148H140ZM47 150V149H46ZM137 150V149H134ZM139 150V149H138ZM147 150V149H146ZM45 151V150H44ZM50 151V150H49ZM151 151V150H149ZM7 152V151H6ZM27 152V151H26ZM99 152V151H98ZM134 152V151H133ZM182 152L184 159L186 161H190L189 164L192 165L193 168H198L202 171L203 176L200 175L196 176V177H191L188 174H192V173H197L198 169L196 172L193 171L192 173L189 172V170L186 172L184 167L182 168L183 165H181V163H183L182 159V154L180 153ZM11 153V152H10ZM48 153V152H47ZM137 153V152H136ZM140 153V152H139ZM138 153V154H139ZM151 153V152H150ZM181 156H179L180 154ZM1 154V153H0ZM41 154V153H40ZM53 154V153H52ZM149 154V153H148ZM161 154V155H160ZM6 155V154H5ZM35 155V153H34ZM38 156V155H37ZM46 156V155H45ZM36 157V156H35ZM34 157V158H35ZM44 157V156H43ZM49 157V156H48ZM123 157V156H122ZM38 158V157H37ZM50 158V157H49ZM70 158V157H69ZM126 158V157H125ZM148 158V157H147ZM72 159V158H71ZM99 159V158H98ZM101 159V158H100ZM39 160V159H38ZM43 160V159H42ZM46 160V159H45ZM51 159H49L46 162H43V165H49ZM151 160V159H150ZM154 160V159H153ZM151 160V161H153ZM157 160V158H156ZM11 161V160H10ZM34 161H37L36 159H34ZM126 161V160H125ZM134 161V160H133ZM185 161V162H186ZM159 162V161H158ZM179 162V163H178ZM2 163V162H1ZM135 163V162H134ZM160 163V164H162ZM4 164V163H3ZM125 164V163H124ZM133 164V163H132ZM138 164V163H137ZM140 164V163H139ZM152 164V163H151ZM6 165V164H5ZM34 165V164H33ZM126 165H128L126 163ZM134 165V164H133ZM149 165V164H148ZM8 166V165H7ZM50 166V165H49ZM157 166V165H156ZM159 166V165H158ZM188 166V165H187ZM190 166V165H189ZM31 167V166H30ZM38 175L35 174V172H33L36 176L31 177L33 179H31L32 181H30V184H26L25 189L26 193L23 192V196H24V200L23 202L27 203V211H26V215L30 218V223L28 224V234H24L20 231L19 226H17L15 223V225H13V223L10 225V223H5L3 221H1L0 219V264H40L41 262L38 260L39 258H36L34 256L33 250H32V241H33V237L40 231H43L45 234L47 235V237L50 240H53L54 243H52V246L55 247V236L57 237V235L59 236V238L61 237L62 232H57L53 227L55 225L57 216L59 215L60 218L61 214H57L62 213L59 211L60 207L59 204L56 203L55 197L53 195V192L51 190V186H47L46 180L47 182H49L50 184H53L51 178L46 174L45 176H47V178L44 177L43 174H45L46 172L44 171V173L41 170V165L38 164V162H36V165L34 166ZM51 167V166H50ZM132 167V166H131ZM161 167V166H160ZM159 167V168H160ZM28 168V167H27ZM26 168V171H27ZM47 168V167H45ZM125 168V167H124ZM163 168V167H162ZM160 168V169H162ZM3 169V168H2ZM7 169V168H5ZM30 169H33L32 167L29 168L28 174H30ZM133 168H131L132 170ZM136 169V168H135ZM156 169V167L154 168ZM10 170V168H9ZM25 170V169H24ZM23 170V172H24ZM46 170V169H45ZM151 170V169H150ZM195 170V169H194ZM199 170V172H201ZM47 171V170H46ZM137 171V170H136ZM158 171V169L156 170ZM162 171V170H159ZM166 171V170H165ZM164 171V172H165ZM31 172V173H32ZM189 172V173H188ZM198 172V173H199ZM153 173V172H152ZM188 173V174H187ZM6 174V173H5ZM27 174V175H28ZM61 174V173H60ZM144 174V173H143ZM155 174V173H154ZM157 174V173H156ZM25 175V173H24ZM170 175V174H169ZM168 173L167 176L169 177ZM8 176V175H6ZM60 176V175H59ZM116 176V175H115ZM163 176V174H162ZM172 176V175H171ZM10 177V174H9ZM8 177V179L10 180V178ZM25 177V176H24ZM30 177V176H28ZM93 177V176H92ZM155 177V176H153ZM114 178V177H113ZM116 178V177H115ZM152 178V177H151ZM7 178H5L4 182L6 181ZM7 179V180H8ZM46 179V180H45ZM60 179V178H59ZM160 179V178H159ZM166 179V178H165ZM173 179V180H174ZM14 180V179H13ZM26 180V179H25ZM151 180V179H150ZM22 181V180H21ZM28 181V180H27ZM119 181V180H118ZM126 181V180H125ZM152 181V180H151ZM154 181V180H153ZM152 181V182H153ZM166 181V180H165ZM169 181V180H168ZM167 181V182H168ZM171 181V180H170ZM7 182V181H6ZM5 182V183H6ZM52 182V183H51ZM101 182V181H100ZM148 182V180H147ZM151 182V183H152ZM16 184V182H13ZM29 183V182H28ZM98 183V182H97ZM105 183V182H104ZM114 183V182H113ZM150 183V184H151ZM156 183V182H155ZM163 183V182H162ZM172 183V182H171ZM174 183V182H173ZM172 183V184H173ZM14 184V185H15ZM22 184V182H21ZM49 184V185H50ZM108 184V182H107ZM148 183V185H150ZM161 184V182H160ZM13 185V186H14ZM60 185V184H59ZM122 185V184H121ZM126 185V184H125ZM164 185V184H163ZM54 186V184L52 185ZM112 186V184H111ZM129 186V185H127ZM152 186V185H151ZM167 186V185H166ZM6 187V186H4ZM18 188V186H16ZM39 188L40 190V195H36L37 193H35L33 190L34 188ZM58 187V186H57ZM106 187V186H105ZM10 188V186H9ZM15 188V187H14ZM30 188H33L30 189ZM103 188V187H102ZM109 188V187H108ZM115 188V187H114ZM170 188V187H169ZM175 188V189H176ZM5 190V188H3ZM19 189V188H18ZM23 189V188H22ZM122 189V188H121ZM125 189V188H124ZM131 189V188H130ZM147 189V188H146ZM17 190V189H15ZM32 190V191H30ZM38 190V189H37ZM107 190V189H105ZM127 189L120 191L123 194H125V196H127V192H129L130 194V190H128L126 192ZM132 190V189H131ZM137 190V189H136ZM2 191V189H1ZM8 191V190H7ZM5 191V192H7ZM13 192V189L10 190V192ZM20 190L16 191V194H18L17 192H19ZM38 191V193H39ZM4 192V193H5ZM105 192V191H104ZM115 192V191H114ZM132 192V191H131ZM147 192V191H146ZM9 193V192H8ZM134 193V192H133ZM137 195L139 193L136 192ZM145 193V191H144ZM11 194V193H10ZM21 193H19L20 195ZM21 194V196H22ZM57 194H59L57 192ZM55 194V195H57ZM68 194V193H67ZM147 194V193H146ZM149 194V193H148ZM6 195V194H5ZM13 195V194H12ZM132 196V194H130ZM134 195V194H133ZM153 195V196H154ZM36 196V197H35ZM122 196V195H121ZM147 196V195H146ZM152 196V194H151ZM150 196V197H151ZM113 197V196H112ZM116 197V196H115ZM133 197V196H132ZM136 197V196H135ZM149 197V195H148ZM155 197V198H156ZM61 199V198H60ZM64 199V198H62ZM131 199V198H130ZM135 199V198H134ZM11 201V200H10ZM63 201V200H62ZM64 201H66V199H64ZM125 201V200H124ZM133 201V200H132ZM111 202V201H110ZM135 202V201H134ZM152 202V201H151ZM182 202V203H181ZM70 203V202H68ZM138 203V202H137ZM22 204V202H21ZM130 204V203H129ZM158 204V203H157ZM61 205V204H60ZM66 205V203H65ZM108 205V204H107ZM122 205V204H121ZM143 205V204H142ZM133 206V205H132ZM141 206V205H140ZM63 207V206H62ZM76 207V206H75ZM108 207V206H107ZM124 207V206H123ZM136 208V207H135ZM142 208V207H141ZM159 208V206H158ZM209 209L211 210L212 214V220L213 221V230L209 228V226L207 225V223H205V219L204 220V212L207 211L205 209ZM26 209V208H25ZM75 209V208H74ZM128 209V208H127ZM129 209H131L129 207ZM56 210L58 211L56 213ZM42 212L44 215L41 214V216H39V212ZM127 211V210H126ZM130 211V210H129ZM131 211L135 212L136 209H131ZM154 212V211H153ZM64 213V212H63ZM137 213V212H136ZM73 214V213H72ZM116 214V213H115ZM145 214V213H144ZM206 214V212H205ZM208 214V212H207ZM119 215V214H118ZM150 215V214H149ZM148 215V216H149ZM58 216V218H59ZM133 217V215H131ZM207 216V215H206ZM209 216V215H208ZM207 216V217H208ZM116 217V216H115ZM211 218V217H210ZM169 219V218H168ZM11 220V219H10ZM64 220V219H63ZM87 220V219H86ZM160 220V219H159ZM7 221V220H6ZM66 221V219H65ZM71 220H69L68 222L70 223ZM145 221V220H144ZM157 221V219L155 220ZM154 221V222H155ZM74 222V221H73ZM134 222V221H133ZM158 222V221H157ZM209 222V220H208ZM57 223V222H56ZM68 223V224H69ZM166 223V222H165ZM165 223H160L157 224L159 227H156L154 225H152L153 228L150 229V242L149 245H147L146 247L150 249V252L152 253V258L155 257V261L153 262H145L143 260L140 259L141 255L138 257H135L136 259H139V263L141 264L142 262L145 264H198L195 263L194 261L190 260V258H188V255H191L190 253H188V248H186V245H183V243L181 242V239L178 238L177 234H174V231L172 230V227L169 224H165ZM66 224V225H68ZM94 224V223H93ZM155 224V223H154ZM73 225V224H72ZM71 225V226H72ZM137 226V225H136ZM149 226V225H148ZM68 227V226H67ZM70 227V224H69ZM212 227V226H211ZM70 229V228H69ZM122 229V228H121ZM179 229V228H178ZM74 234V236H78L79 234L77 233L76 229L73 227L72 228ZM106 230V229H105ZM70 232H72L70 230ZM184 232V231H182ZM181 232V233H182ZM189 232V233H191ZM185 233V232H184ZM183 233V234H184ZM43 234V233H41ZM40 234V235H41ZM88 234V233H87ZM97 234V233H96ZM187 234V233H185ZM73 235V234H72ZM92 235V234H91ZM181 235V234H180ZM178 235V236H180ZM188 235V234H187ZM187 235L185 237H187ZM193 235V236H194ZM37 236V235H36ZM90 236V235H89ZM88 236V237H89ZM72 237V236H71ZM74 237V239L76 238ZM148 237V236H147ZM182 237V235L180 236ZM190 237V236H189ZM187 237V238H189ZM45 238V237H44ZM195 238V237H194ZM39 239V238H38ZM65 239V238H63ZM68 239V238H67ZM78 239V237H77ZM77 239H75L77 241ZM81 239V238H80ZM102 239V238H101ZM186 239V238H184ZM183 240V237H182ZM58 241V240H57ZM67 241V240H66ZM79 243L77 245V247L82 250L84 253L81 255L80 258L76 259V264H111L113 261H115V264H139V263H134L132 262V258H128L127 261H124V259L120 262L119 258L117 259L116 257H114L113 261L111 256L108 255L107 250H105L107 247L105 245L104 242H101L100 240L96 239V240H89L88 244L86 242H84L82 239L78 240ZM184 241V240H183ZM50 242V241H49ZM48 242V243H49ZM62 243V241H59ZM75 241H71V243H74ZM36 243V242H35ZM187 243V242H186ZM191 243V241H190ZM194 243V242H192ZM57 244V243H56ZM91 244V245H89ZM110 245V244H109ZM121 244H119L118 246H120ZM125 245V244H124ZM191 245V244H190ZM135 246V245H134ZM64 247V246H63ZM109 247V246H108ZM117 247V246H116ZM136 247V246H135ZM191 247V246H190ZM197 247V246H194ZM74 248V247H73ZM77 248V249H78ZM122 248V247H121ZM120 248V249H121ZM140 248V247H139ZM146 248V249H147ZM118 249V248H117ZM142 249V248H141ZM79 250V251H80ZM110 250V249H109ZM191 250V249H190ZM197 250V249H196ZM35 251V250H34ZM80 251V252H82ZM193 251V250H192ZM113 252V251H112ZM119 252V251H118ZM124 252V250H123ZM190 252V251H189ZM114 253V252H113ZM117 253V251H116ZM126 253V252H124ZM128 253V252H127ZM126 253V254H127ZM194 253V252H193ZM120 254V253H118ZM123 254V253H122ZM139 254V253H138ZM111 255V254H110ZM113 255V254H112ZM146 255V254H145ZM114 256V255H113ZM116 256V254H115ZM121 255H119L120 257ZM123 257L125 255H122ZM128 256V255H127ZM135 256V255H134ZM192 256V255H191ZM39 257V256H38ZM121 258V257H120ZM193 258V256L191 257ZM44 260V259H43ZM119 260V261H116ZM146 260V259H145ZM161 260V263H158L156 261ZM46 261V260H45ZM150 261V260H149ZM47 262H50L49 259L47 260ZM55 262V261H54ZM117 262V263H116ZM138 262V260H137ZM142 263V264H143ZM48 264V263H47ZM69 264V262H68Z\"/></svg>",
	"mask_w": 264,
	"mask_h": 264
}]
</instances>
